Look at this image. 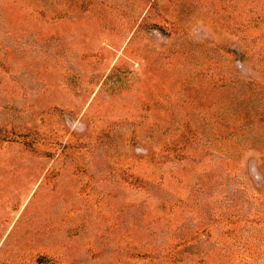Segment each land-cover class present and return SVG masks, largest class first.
Masks as SVG:
<instances>
[{
    "label": "rangeland",
    "instance_id": "rangeland-1",
    "mask_svg": "<svg viewBox=\"0 0 264 264\" xmlns=\"http://www.w3.org/2000/svg\"><path fill=\"white\" fill-rule=\"evenodd\" d=\"M0 264H264V0H0Z\"/></svg>",
    "mask_w": 264,
    "mask_h": 264
}]
</instances>
